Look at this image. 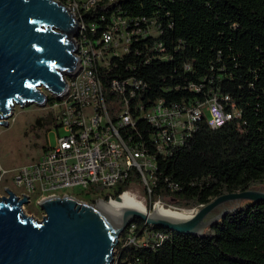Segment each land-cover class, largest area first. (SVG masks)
Listing matches in <instances>:
<instances>
[{
	"label": "trees",
	"instance_id": "16d2710c",
	"mask_svg": "<svg viewBox=\"0 0 264 264\" xmlns=\"http://www.w3.org/2000/svg\"><path fill=\"white\" fill-rule=\"evenodd\" d=\"M113 14L146 19L159 33L133 40L129 53L114 58L108 75L101 76L104 83L137 77L148 84L147 100L167 104L229 95L241 111V118L217 129L204 117L187 145L159 158L153 197L200 207L263 184L264 0H103L86 16L99 24L97 37ZM170 184L180 189L172 191ZM124 189L119 186L114 197ZM142 226L134 237L151 231ZM154 230L163 237L146 245H124L125 231L117 264H264V202L241 206L201 238Z\"/></svg>",
	"mask_w": 264,
	"mask_h": 264
},
{
	"label": "built area",
	"instance_id": "2783aa9c",
	"mask_svg": "<svg viewBox=\"0 0 264 264\" xmlns=\"http://www.w3.org/2000/svg\"><path fill=\"white\" fill-rule=\"evenodd\" d=\"M102 1L72 0L66 5L80 20L81 29L76 38L78 70L67 78L66 94L60 100L53 98L52 104L60 109L54 118L55 128H63L65 134H58L57 144L48 146L38 161L19 168L13 175L12 182L20 190L16 195H28L40 203L53 195H70L63 193L67 190L95 186L90 199L110 203L124 196L140 200L132 190L135 186L144 194L145 200L140 202L147 212L174 209L166 207L164 198L153 197L160 180L159 158L187 145L204 117L209 127L217 129L241 118V111L229 95L213 96L205 102L167 104L164 100H147L148 84L137 77L104 83L101 76L108 75L114 58L129 53L133 40L159 32L146 19L113 14L97 37L99 24L87 22L86 16ZM140 21L148 25L146 29L139 26ZM191 88L200 90L194 85ZM119 186L125 189L115 198ZM168 186L172 191L180 189L179 185ZM139 223L143 224L142 230L154 229L142 221L133 223L126 230L124 245L132 240ZM154 236L163 237L156 233Z\"/></svg>",
	"mask_w": 264,
	"mask_h": 264
},
{
	"label": "water",
	"instance_id": "95a60500",
	"mask_svg": "<svg viewBox=\"0 0 264 264\" xmlns=\"http://www.w3.org/2000/svg\"><path fill=\"white\" fill-rule=\"evenodd\" d=\"M80 20L56 0H0V124H8L16 104L45 105L60 100L68 77L77 72L76 38ZM2 120V121H1ZM0 197V264H111L121 235L135 222L155 230L201 238L206 230L241 207L264 202V191L223 194L198 208L187 220H175L142 209L110 203H89L71 195L44 198L42 221L25 214L28 196L19 199L6 189ZM117 202H121L118 197ZM235 204L221 213L214 211Z\"/></svg>",
	"mask_w": 264,
	"mask_h": 264
},
{
	"label": "rangeland",
	"instance_id": "374dc122",
	"mask_svg": "<svg viewBox=\"0 0 264 264\" xmlns=\"http://www.w3.org/2000/svg\"><path fill=\"white\" fill-rule=\"evenodd\" d=\"M85 1L99 0H76V3H83ZM152 33H156L155 29H152ZM41 91L47 95L49 99L53 98L46 89L42 88ZM49 99L43 106L35 103L24 106L16 104L12 110V116L7 120L4 119V121L8 122L7 126L0 124V197L8 196L6 193L7 188L15 193H20V190L17 189L12 182L13 175L19 168L38 161L48 146H55L57 144L58 134L61 136L65 134L63 128H55L53 120L59 114L60 109L53 107L49 103ZM52 121L53 124H51ZM95 188L94 186L87 190L71 189L63 193L75 195L79 200L92 203L89 198L93 195L92 189ZM252 189L264 191V183ZM132 190L136 194H139L138 198L141 201L145 200L144 194L139 193L135 186L132 187ZM146 200L147 202L149 201L148 198H146ZM162 200L166 203V207L169 205L179 210H195V213L198 208L201 207H191L183 203L179 204V202L171 200V198H164ZM246 204L247 202H242L241 206ZM234 205V203H228L214 211L213 215L221 213L225 208H232ZM24 212L30 217L33 216V218L38 221H42L46 216L44 211L36 203V200H33L29 206H26ZM154 234L155 232L149 231L143 237H133L127 244L146 245L149 239H157ZM121 242H123V240L120 238L119 244ZM118 253L119 248L117 246L114 250L111 264H117Z\"/></svg>",
	"mask_w": 264,
	"mask_h": 264
},
{
	"label": "bare ground",
	"instance_id": "6f19581e",
	"mask_svg": "<svg viewBox=\"0 0 264 264\" xmlns=\"http://www.w3.org/2000/svg\"><path fill=\"white\" fill-rule=\"evenodd\" d=\"M116 202L123 209H142L145 210L144 205L135 198L129 196H124L121 199V202ZM155 212L161 216L175 219V220H187L193 217L195 210H179V209H166V208H157Z\"/></svg>",
	"mask_w": 264,
	"mask_h": 264
},
{
	"label": "flooded vegetation",
	"instance_id": "af4514ba",
	"mask_svg": "<svg viewBox=\"0 0 264 264\" xmlns=\"http://www.w3.org/2000/svg\"><path fill=\"white\" fill-rule=\"evenodd\" d=\"M17 196H18L19 199H23V196H25V195H22V196L17 195ZM27 196H28V195H27ZM28 199H29V202L23 206V209H24L26 206H29V205L32 203V201L34 200V199L30 198L29 196H28ZM36 203H37V202H36ZM37 204L39 205V203H37Z\"/></svg>",
	"mask_w": 264,
	"mask_h": 264
}]
</instances>
